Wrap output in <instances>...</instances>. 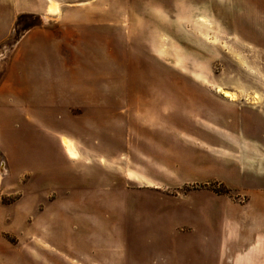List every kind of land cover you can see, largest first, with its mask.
Returning <instances> with one entry per match:
<instances>
[{"label": "rangeland", "instance_id": "374dc122", "mask_svg": "<svg viewBox=\"0 0 264 264\" xmlns=\"http://www.w3.org/2000/svg\"><path fill=\"white\" fill-rule=\"evenodd\" d=\"M106 1L124 22L94 67L110 120L85 118L91 89L47 129L0 98V264H234L264 239V0ZM41 27L17 19L0 82Z\"/></svg>", "mask_w": 264, "mask_h": 264}, {"label": "crops", "instance_id": "0c3cea01", "mask_svg": "<svg viewBox=\"0 0 264 264\" xmlns=\"http://www.w3.org/2000/svg\"><path fill=\"white\" fill-rule=\"evenodd\" d=\"M105 4V0H0V25L7 26L0 44L7 39L21 15H40L47 26L30 30L21 38L11 52L0 82V98L11 94L18 104H25L24 99L27 100L28 107L23 108L29 130L47 129L56 120L66 122L68 94L72 93L70 90L75 93L77 88L93 90V95L83 93L89 100L84 110L85 115H92L90 120L99 122L105 115L107 120L113 116V98L105 92L100 93L101 89L110 90V81H101L99 75L95 77L94 67L100 65L99 57L106 58L110 51L114 52L115 25L124 22H118L113 8ZM0 135H3L1 129ZM28 154H31L30 149ZM259 197L258 201H264V195ZM1 212L5 214L4 210ZM6 217V214L0 217V230L13 232L15 225H9ZM256 217L262 219L263 216ZM19 226L29 234V225L27 228L23 224ZM251 227L256 231L257 225ZM263 261L264 239L234 257V264H261Z\"/></svg>", "mask_w": 264, "mask_h": 264}, {"label": "bare ground", "instance_id": "6f19581e", "mask_svg": "<svg viewBox=\"0 0 264 264\" xmlns=\"http://www.w3.org/2000/svg\"><path fill=\"white\" fill-rule=\"evenodd\" d=\"M218 92H222V94L224 95L225 98H228L229 100H235L236 96L229 92V91H223L222 89H218Z\"/></svg>", "mask_w": 264, "mask_h": 264}, {"label": "trees", "instance_id": "16d2710c", "mask_svg": "<svg viewBox=\"0 0 264 264\" xmlns=\"http://www.w3.org/2000/svg\"><path fill=\"white\" fill-rule=\"evenodd\" d=\"M26 17V15H21L19 18H18V22L19 20H21L22 18Z\"/></svg>", "mask_w": 264, "mask_h": 264}]
</instances>
